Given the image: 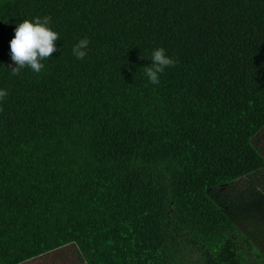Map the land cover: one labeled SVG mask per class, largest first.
Masks as SVG:
<instances>
[{"label":"trees","instance_id":"1","mask_svg":"<svg viewBox=\"0 0 264 264\" xmlns=\"http://www.w3.org/2000/svg\"><path fill=\"white\" fill-rule=\"evenodd\" d=\"M44 16L58 51L12 75ZM0 89V264H264V0H0Z\"/></svg>","mask_w":264,"mask_h":264},{"label":"clouds","instance_id":"2","mask_svg":"<svg viewBox=\"0 0 264 264\" xmlns=\"http://www.w3.org/2000/svg\"><path fill=\"white\" fill-rule=\"evenodd\" d=\"M51 17H35L32 20L24 19L15 29V36L10 41L11 61L15 65L10 71L12 75H19L24 68H29L33 73L39 74L44 68L43 63L50 60L58 51L55 41L60 39L58 32L50 27ZM90 41L82 38L72 48V53L78 60H83L87 55ZM149 59L151 65L144 68L145 75L153 85L160 83V74L166 68L174 67L176 61L166 55L163 47L152 51ZM8 95L6 90L0 89V101ZM2 111V108H0Z\"/></svg>","mask_w":264,"mask_h":264},{"label":"rangeland","instance_id":"3","mask_svg":"<svg viewBox=\"0 0 264 264\" xmlns=\"http://www.w3.org/2000/svg\"><path fill=\"white\" fill-rule=\"evenodd\" d=\"M255 142L262 149L264 153V131L262 132L261 135H259L255 139ZM263 175H264V169L263 172H261L260 174L257 173L252 177L253 180L255 179L254 181L258 179L259 180L262 179V182L256 183L255 188L259 191H262V193L264 194ZM248 185H249V180L247 179V177H245L231 184L230 189H232L233 191L240 192L241 193L240 195L245 197L248 191ZM225 187H224L225 189L229 188L227 186ZM24 264H80V258L76 246L74 244H69L62 247L59 250H55L54 252H51L50 254H46L44 256L31 259Z\"/></svg>","mask_w":264,"mask_h":264},{"label":"crops","instance_id":"4","mask_svg":"<svg viewBox=\"0 0 264 264\" xmlns=\"http://www.w3.org/2000/svg\"><path fill=\"white\" fill-rule=\"evenodd\" d=\"M26 262H28V261H26ZM26 262H23V263H21V264H24V263H26Z\"/></svg>","mask_w":264,"mask_h":264}]
</instances>
